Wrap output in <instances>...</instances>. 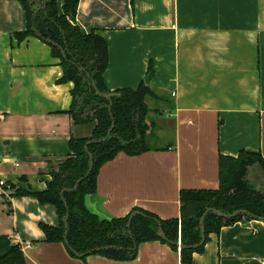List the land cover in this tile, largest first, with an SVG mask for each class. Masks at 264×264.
<instances>
[{
	"label": "crops",
	"instance_id": "crops-1",
	"mask_svg": "<svg viewBox=\"0 0 264 264\" xmlns=\"http://www.w3.org/2000/svg\"><path fill=\"white\" fill-rule=\"evenodd\" d=\"M76 22L107 41L109 91L149 81V96L166 107V117L147 116L156 130L148 128L147 150H121L101 166L85 198L91 212L180 217L182 189L219 187L221 154L245 149L264 158V0H79ZM26 26L22 1L0 0V234L22 245L27 264H184L160 240L141 243L133 259L75 256L41 227L59 226L54 204L12 196L10 184L46 189L71 154V137H89L95 126L75 122L74 81L59 82L64 68L46 41L17 37ZM259 166L249 167V178L261 187ZM191 264H264V219L210 233Z\"/></svg>",
	"mask_w": 264,
	"mask_h": 264
},
{
	"label": "trees",
	"instance_id": "trees-1",
	"mask_svg": "<svg viewBox=\"0 0 264 264\" xmlns=\"http://www.w3.org/2000/svg\"><path fill=\"white\" fill-rule=\"evenodd\" d=\"M21 1L27 26L15 34L20 39L35 35L50 45L64 68L59 82L75 84L70 110L75 122H95L91 136L71 137V154L51 170L46 189L10 184L12 196H34L43 204L56 206L59 226L41 224L47 241L64 242L78 257L95 253L112 259H133L141 243L160 240L180 251L184 264H191L193 254L204 250L210 233H218L223 226L237 221L264 217V186L258 187L249 178V167L260 165L264 169V158L245 149L238 156L220 155L218 188L181 190L180 217L161 219L139 208L111 219L91 212L85 198L95 192L101 166L121 150L136 154L149 148L146 99L154 92L149 81H143L136 89H117L111 99L98 94L112 92L104 80L108 44L100 30L84 33L77 24L79 0H64L62 7L58 0H40L41 4L38 0ZM240 209L245 211L227 216ZM206 211L202 233L200 219ZM0 264H27L22 245L6 234H0Z\"/></svg>",
	"mask_w": 264,
	"mask_h": 264
},
{
	"label": "rangeland",
	"instance_id": "rangeland-1",
	"mask_svg": "<svg viewBox=\"0 0 264 264\" xmlns=\"http://www.w3.org/2000/svg\"><path fill=\"white\" fill-rule=\"evenodd\" d=\"M146 100H147L148 105H149V114H148V120L149 121H157V118L166 117V113H165L166 107H164L165 104L161 103L160 101H158L155 98H152L150 96H148ZM150 127H152V126L150 125L149 128ZM152 128H153L152 131L155 132L156 130H155L154 126ZM153 132H152V134H153ZM156 133H158V132H156ZM150 137L151 136H149V138ZM157 141H158V144H165L167 140H166L165 136L160 135V138ZM258 179H259V176H256L257 183H258Z\"/></svg>",
	"mask_w": 264,
	"mask_h": 264
},
{
	"label": "water",
	"instance_id": "water-1",
	"mask_svg": "<svg viewBox=\"0 0 264 264\" xmlns=\"http://www.w3.org/2000/svg\"><path fill=\"white\" fill-rule=\"evenodd\" d=\"M98 94H99V95H104V96H106L108 99H111V97H112L115 93L111 92V93H108V94H102L101 92H98ZM91 168H92V166L90 167V170H91ZM259 171H260V173H261V175H262L263 178H262V179L259 178V179H258V182H259V184L263 185V184H264V169H263L262 166H259ZM255 178H256V176H255ZM208 211H209V210H208ZM244 211H245V210L240 209V210H237V211H235L234 213L229 214V215H227V216H229V217H233V216H236L238 213H241V212H244ZM206 213H207V211L202 215V217H201V219H200V224H201V231H202V233H204V231H205V229H204V220H205V215H206ZM219 214H220V215H224L222 212H220ZM260 219H264V217H261ZM160 233L163 235L162 230H160ZM178 245H179V247H182L181 241L178 242ZM182 262L184 263L183 259H182Z\"/></svg>",
	"mask_w": 264,
	"mask_h": 264
},
{
	"label": "built area",
	"instance_id": "built-area-1",
	"mask_svg": "<svg viewBox=\"0 0 264 264\" xmlns=\"http://www.w3.org/2000/svg\"><path fill=\"white\" fill-rule=\"evenodd\" d=\"M0 184H1V185H4V184H5V182H4V181H0Z\"/></svg>",
	"mask_w": 264,
	"mask_h": 264
}]
</instances>
